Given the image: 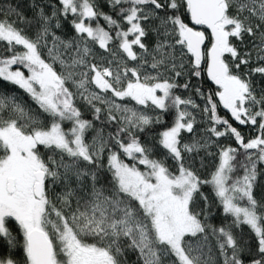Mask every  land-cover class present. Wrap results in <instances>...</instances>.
<instances>
[{"label":"snow or ice","instance_id":"obj_1","mask_svg":"<svg viewBox=\"0 0 264 264\" xmlns=\"http://www.w3.org/2000/svg\"><path fill=\"white\" fill-rule=\"evenodd\" d=\"M27 7L0 4L28 97L0 92V264H264V0Z\"/></svg>","mask_w":264,"mask_h":264},{"label":"trees","instance_id":"obj_2","mask_svg":"<svg viewBox=\"0 0 264 264\" xmlns=\"http://www.w3.org/2000/svg\"><path fill=\"white\" fill-rule=\"evenodd\" d=\"M101 3H103V0H101ZM0 4H3V5L12 4L13 6L19 5L20 10H22L25 15H27V16L32 15L31 11H29L28 7H27L28 0H0ZM103 10L105 12L109 11V9L106 6L103 8ZM101 23H103V21H101ZM27 31H28V34L31 35V30H27ZM4 55H6V47L4 44H0V56H4ZM14 68H15V66H14ZM25 73L27 75L26 70H25ZM201 80H202V86L204 89H214L216 87L207 78L206 73L203 74ZM193 83H196V81L194 80ZM0 92H8L10 94L17 95L26 101L28 100V97L23 93L22 90L18 89L16 86H12V85L7 84V83H0ZM182 94H185V93H182ZM28 102L31 103L30 101H28ZM33 107H35V106L33 105ZM220 115L227 116L228 114L226 113V111L221 109ZM241 131L244 133V135L246 137L256 135L254 128H241ZM227 143H232V141H227ZM207 163H208V167L210 169L212 167V162L209 160V161H207ZM204 174L206 175V173H204ZM206 191H207V189H206ZM11 227L15 231V225L12 224ZM245 232H247V229H245Z\"/></svg>","mask_w":264,"mask_h":264},{"label":"rangeland","instance_id":"obj_3","mask_svg":"<svg viewBox=\"0 0 264 264\" xmlns=\"http://www.w3.org/2000/svg\"><path fill=\"white\" fill-rule=\"evenodd\" d=\"M26 74V73H25Z\"/></svg>","mask_w":264,"mask_h":264}]
</instances>
